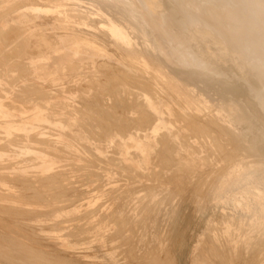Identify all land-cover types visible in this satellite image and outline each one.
I'll return each instance as SVG.
<instances>
[{
    "label": "rangeland",
    "instance_id": "374dc122",
    "mask_svg": "<svg viewBox=\"0 0 264 264\" xmlns=\"http://www.w3.org/2000/svg\"><path fill=\"white\" fill-rule=\"evenodd\" d=\"M9 1L15 2V0H9ZM13 5H15V6H13ZM13 5L11 4V6H13V7L10 6L9 8L7 7L5 9L6 11H8L7 9L13 10V12L8 11L7 14H9L11 12L10 15H7L5 13L0 14V17H1L0 18V34H1L0 35L1 36L0 40L1 41L3 40L2 42L0 41V44H1L0 47L2 46V48H0V50L3 49L1 51V53H3V54L0 53V56H2V57H0V65L2 67V68L0 67L1 68L0 69V73H1V76H0V97H1L0 98V117H1L0 118V122H2V123H0V131H1L0 132V135H1L0 136V144L2 145V142H3V144H4V142L6 144V145L4 144L2 146L0 145L2 147V148H0V150H1L0 151V167L5 166V167L0 168V198H1L0 199V208H2L1 210H3L5 212L4 214H2L3 211L0 210L1 211L0 212V235L3 236L2 239L6 238V240L5 239L2 240L0 238L1 239L0 240V246H3V247L6 246L5 244H7V243L9 244L10 240H11L12 243H14L17 246V239H19V240H21L23 242H26V246H28L30 248L35 246L34 248H36V247L39 248L40 247L41 250L44 249L42 251H43V253H45L44 255H46V256H48L50 252H51L50 255H49L50 257L55 255V257L54 256L51 257L52 259H50V258L48 259L49 256L47 258H45L48 263H51L50 262L51 260L55 262V260H57V258L58 259L60 258L59 259L60 263L59 262L58 263H54L53 262L51 264H63V262H62L63 260H64V264H199V263L200 264H204V262H205V264H212L213 262H214L213 264H223V263L224 264H226V263L227 264H232V263H234V264L235 263L236 264H252V263L255 264L256 261H257L256 264H264V257H263L264 255L261 254L262 252L264 253V250H263L264 249V224L262 226L261 218H260V215L263 214V213H262V211H260L259 207L255 204V196H254V192H253L256 188L259 187L258 189H261L262 194H263L264 193V181L261 180L259 175L253 174V177H252L251 180L243 181V182L236 181V183H234V184L226 187L225 189H223V187L220 186V182L221 181L220 180L219 181L216 180L219 177V175L225 173V171H226L228 166H230L231 164L233 165V163H235V162H238L239 161L238 159L242 160V158H245L246 154H248V153L251 154V152H252L251 155H247V156L250 157L251 159H256L255 152H254V150L249 152V150H247V149H246V151L245 150L243 151V147H242V145H240L241 141H239V139H237L236 137H231V136L230 137H226L228 135H231V134H228L230 132H228V131L225 132V130L222 131L223 130L222 128L221 129L220 128H216L218 126L213 125V123L211 125V123L209 121H207L206 119H195V121H194V119L192 120L190 118H188V119H184L183 118L182 119V118H180V116L177 117V114L175 112L173 113V107H176L178 103L181 104L182 106L185 104V102L186 103L189 102L190 105H195V103H196L195 99L197 98V96L196 95L193 96L191 94V91L188 88L190 86H193V84H192L193 82L190 80V78L187 77L184 74H179V73H176V72H174L172 70H165L163 64H161L159 62H155L151 56L146 55V54H144L142 52H139V51H133L132 52V51L124 50V49L120 48L116 43L114 45H112V50L113 51L107 52L106 54L105 53L101 54V52L99 54V52H96V51H94L92 49L91 50H85V48H84L85 44L84 43L82 44L83 46L81 48H79L78 51H77V49L75 47L72 48V45H74L73 42H76V41H77V43H78V41L81 42V39L84 36H86V37L91 36V33L87 32L84 29H81V28H78V27H74V26L73 27H71V26L69 27L68 25H66V26L63 25V26H60V27L58 26L57 27L60 30H63L64 32L67 29V31L65 32L66 34H65L64 38L62 39L59 47L56 48L57 50H60L61 52H59V51L56 52L57 50L55 49V51H54L55 53H54L53 50H51V49L49 50L48 47H46L47 46V42L45 40V39H47L46 36H41L40 38L36 39L37 42L36 41L35 42L34 41L30 42L29 43L30 45L28 43L25 44V42H24V44L23 43L21 44V42L24 41L23 39L18 38V36H15L16 34H14V33H13V35H14L13 37H15V38L13 39L12 33L10 35V33H8V32L11 31V29L9 30V27H10V24L13 23V19L15 18L16 20H21L23 18L22 16L24 15L23 13H25V11L23 12V10H19V11L15 10L14 7H16V8L19 7L18 3H15V4L13 3ZM12 13L14 15L16 14L15 17L12 15ZM9 22H10V24H9ZM62 28H64V29H62ZM3 30L6 31V32H2ZM77 31H78V33H77ZM79 31H80V33H79ZM69 32H71V33H69ZM5 33H7V35ZM77 34L81 35V36L78 37ZM72 35H73V37H72ZM82 35H83V37H82ZM7 36H10L11 39H10V37H8L10 40L6 39ZM69 37H70V40H68ZM4 39H6V40H4ZM38 40L40 42L41 41H43V42L40 43ZM71 40H73V41H71ZM18 41H19V44L21 46L18 45ZM47 41H48V39H47ZM4 42L5 43L8 42V43H6L7 45ZM15 42H16V44H15ZM13 43L15 44L16 47L13 46L14 45ZM42 43L44 44L45 47L43 45H41ZM70 44H72V45H70ZM26 45L30 46V47H26ZM10 46H13V48H15V49H13V48L10 49L11 48ZM17 46H19V47H17ZM38 46L39 47L42 46V48L40 49V48H38ZM8 47H10V48H8ZM116 47H117V49H116ZM44 48H47V49H44ZM4 49H5V52L6 53L8 52L9 54L7 53V55H4V53H5ZM43 50H46V51H43ZM72 51H74L75 53L72 52ZM114 51H115V53H114ZM82 52H83V54H82ZM116 52H118V54ZM24 53L34 54V55L37 56V59L34 62L36 66H39V64H42L46 60L44 69L42 71L40 70L38 72L39 77L46 79L48 77L50 78V76H51V77H54L56 80H58L60 82L63 80L62 81L63 83H61V85H60V89L63 92L65 91L64 93L72 95V96H75V93L77 91L78 92H82L83 94H87V90H90L92 92H95V90H97V89L100 90V88L98 87V83H96L94 78H91L90 76L93 77L96 74L97 75L102 74L103 71L98 70L99 68L97 67V64H96V67L93 70H91V71H89L87 69L84 70V67H82L81 64L85 63V61L87 62V61L94 60L95 62L98 63L99 60H100V62H104V61L106 62L107 61V62L117 63L118 62V56H121V55L126 56V57H133V58H136L137 60H139L142 57H144L147 61H149L148 63L152 65V66L149 65L152 70L161 71L163 69L162 72H165V75L168 73L166 76L169 79L168 80L169 84L167 85V87L165 86V90L167 91V93H169L168 94V98L169 99H167L169 101L166 100L164 102V104H161L160 107L162 108L164 105L169 106L170 105L169 104L170 100L171 101L173 100L172 102L176 103V104L173 103L172 105H170L171 108H172L171 109L172 111L170 112V115H168L166 117V124L169 125V126H174L176 128L178 127L177 129L175 128V130H177V132H176L177 134L172 136L173 138L171 137L170 139L162 137V141L164 139V142H166V144H170L171 145V146H168L170 149L165 146V148H163L164 152L161 149L160 150L161 153L159 151L156 152V154L158 156L155 153H153L152 154V159H151V157L148 156V158H143L144 159L143 162L139 158H137L135 156L134 157L133 156L132 157L131 156L130 157L126 156L127 153L125 154V152L118 153V152H115V151L113 152V150L107 149L103 144L98 142V141H100V140H97V139H99V136L97 134H95V133L98 132V133L102 134L103 131L100 130V124H101L100 120H102L103 117H101V116L106 117L105 116L106 114H104V113H108L109 117L111 116L110 119H112L113 114L111 115V112L113 111L112 110L113 106H110L111 107V109H110L109 107H107V105L106 106L103 105L104 107H107V109L109 110L110 113L107 112L106 110H103L104 107L99 106L100 104H98V103H93V105H90L92 107V110L88 109L85 106H84L85 108L84 107H80L81 105H79V104H78L79 106H76V107H79V109L82 108L80 110H83V112L84 111H88V113H92V114H90L91 117L89 116V118L91 119V123L94 125V128H93V127H91V123L87 120L88 118L86 116H84L83 114L80 115L81 112L78 113L79 111L76 110V107H74V106H69V107L65 106V104H64L65 99L63 97H61V96L52 97V95L46 94L45 90H42L43 93H41L40 89H38L39 91L38 90L32 91V89H34L33 88L34 86L33 87H29L30 89L32 88L31 90H29V92L27 90L26 91H21V86L26 84L27 82H30V79H29L30 75L29 74H31V72L29 70L27 72L25 67L20 65V60L21 61L22 60L23 61L31 60L30 57L23 58L21 56V54H24ZM72 53L74 54V56H73ZM76 53L79 54V55H77ZM96 53H97V56L95 55ZM115 54H117V55H115ZM19 55L21 57H19ZM102 55L105 56V58L102 57ZM46 57H48V58H46ZM138 57H140V58H138ZM49 58H51V60ZM95 58H96V60H95ZM73 60L77 61L80 64L79 65V69H77L75 67L74 69L72 68V70L70 69V70L65 71V72L57 70V68H58V67H56L57 65H62V64H65L66 62L67 63H69V62L73 63L74 62ZM108 60H110V61H108ZM14 61L16 62V64H14L15 63ZM59 61H61V62H59ZM17 62H18V64H17ZM54 62H56V63H54ZM9 63L10 64L12 63L11 64L12 66ZM13 65H15L16 67L13 66ZM157 65H159V66H157ZM7 66L8 67L10 66V69H12V68L13 69L12 70H10L9 68L6 69ZM160 66H161V68L162 67L163 68L161 69ZM51 67L54 70L50 69ZM14 68H15L16 71H14ZM80 68H81V70H80ZM82 68H83L84 71L82 70ZM22 69L25 70V71H22ZM55 70H56L57 73L55 72ZM95 70L97 72H95ZM12 72H14L15 74L12 73ZM7 73H10L11 75L9 74V76H8ZM12 74H14V78H12L13 77ZM16 74H17V76H16L17 78L15 77ZM60 74H62V75L60 76ZM87 74H89V77L87 76L89 79L86 77ZM20 75H21V77H20ZM10 76H12V77L10 78ZM24 77H27L29 80L25 79ZM6 79L7 80L9 79L8 81H10V79H11L12 82H8ZM13 79H15V80L17 79V80L14 81ZM66 80L69 81V82H67ZM187 80H189V81H187ZM82 81H86V84H85V82L83 83ZM90 82H92V83H90ZM78 83H80V84H78ZM70 84L74 85L73 86L74 88H71L72 86L70 87ZM132 84L133 83H131L129 85H128V83L127 84H123L124 88L126 87V85L129 86V87L132 86L131 87L132 89H130L129 87H126V89H124L126 91V93H128L127 97H132V96H130V93H129L130 90L133 91L134 84L133 85ZM66 85L69 86L72 90L69 87H67ZM84 85H86V87ZM83 86H84V88H83ZM95 86H96V88H95ZM117 86H119V85H117ZM183 86H186V87H183ZM2 87H4V88H2ZM64 88H66V90ZM67 88L70 89V90H68ZM174 88H176V89H174ZM178 89H179V91H178ZM84 90H86V92ZM17 91L18 92L20 91V92L18 93ZM26 92H28V93H26ZM32 92H35L37 94L32 93ZM16 93H17V95H16ZM179 94H182V96L183 95H186V96H183V99H178V98H176V96L179 95ZM27 95H29V96H27ZM40 95H41V97H40ZM42 95H43V97L44 96H48V97L47 98L46 97L43 98ZM16 96L17 97L19 96V98H17ZM12 97H14V98L16 97L17 99L16 98L12 99ZM23 97H26L25 99L28 100V101H26ZM29 98H32V99H29ZM18 99H19L20 102L18 101ZM208 99L210 100V99H213V98L209 97ZM8 100H9V102H8ZM22 100H24V101L22 102ZM10 101H13V102H10ZM129 101H130V99H127V103H126V101H125V103H123V106H126V107H123V106H122L123 108L121 107L124 110V112H127L128 102ZM210 101H211V105H212L211 108H213V107L216 108L217 107L216 109L219 110V113H220L219 114V119L222 122H224L225 124H229L230 120L227 117V115L221 110L220 104L214 99L210 100ZM24 102H27V103H25L27 105H25ZM55 102H60L61 103V105H60L61 108H59L58 111L51 110V109H48V108H45V107L42 108L41 104H45V105L50 106L51 104H55ZM10 103H11V106H9ZM12 103H16V104H14L15 106L18 105V108L20 106V108L21 109L23 108V109L21 110V109H18L17 107H15L14 105L12 106ZM30 103H31V105H30ZM130 103H131V101H130ZM217 103H218V105H217ZM179 104H178V106H179ZM29 105L31 106V108H29L30 107ZM26 106H28V108ZM62 106H64L65 108H68L69 110H71L75 114H73V115L72 114L71 115L67 114V111L65 109H62ZM97 107H100V109L97 110L98 109ZM94 108H95V110H94ZM14 109L17 110V111H15ZM75 110H76V112H75ZM46 111H48V112H46ZM100 111H102L103 115H102V113H100ZM2 112H4V113H2ZM119 112H121V111H119ZM43 114L46 115V116H44ZM47 114L49 115V117H48ZM174 114H176V115H174ZM114 115H115L113 117L114 119L110 120L109 117L108 118L106 117L105 118L106 119V123H105V121H103L105 119L102 120V123H105V124L108 123L109 124V123H111V121L113 123L115 121H117V122L120 121L119 120V118L121 117L120 113L119 114L118 113L117 114L114 113ZM2 116H3V118H2ZM43 116L45 118H42ZM117 116H118V118H117ZM135 116L139 117V121L138 122H140L141 116L139 114L138 115L136 114ZM138 117L135 120V122L138 120ZM97 118H100V120L97 119ZM174 118L177 119V120H175L177 122L173 121ZM12 119H13V121H12ZM67 119H72V120L76 119L77 122H80L81 124H83V127H81V125L79 123H77V122L75 124L67 125L68 123H70V122L67 123ZM116 119H118V120H116ZM125 119L128 120V122H129V119L122 118V122L121 123L125 122L124 124H126V123L129 124L128 122H126ZM24 120H25V123H24ZM83 120H85V121H83ZM170 120H172V121H170ZM182 120L183 121L187 120V122L186 123L185 122L182 123ZM96 121H97L99 126H97ZM190 121L192 122L193 125L190 123ZM203 121H205V122H203ZM206 121L208 122L207 123L208 126L206 125ZM9 122H10V124H9ZM49 122H51L52 124L49 123ZM172 122H174V124H172ZM197 122L199 124L201 123L203 126L205 124V126H204L205 129L203 130L204 132L202 131V128H204V127L202 125H199ZM48 123H49V125H48ZM189 123L191 124L190 125L191 129L193 127L197 128L196 130L194 128L192 129L194 131V133L191 132L192 131L191 129L190 130L188 129L189 128L188 127ZM195 123H197V124H195ZM43 124L46 125L45 126L46 128L42 127V126H44ZM50 126H51V128H49ZM60 126H62V127H60ZM84 126H86L88 129H90L91 132L93 131L92 132V134H93L92 136L90 134H88L85 129L84 130L82 129V128H84ZM26 127H31V128L29 130H27ZM182 127H184V128H182ZM209 127H210V129L213 128L215 131L213 132L212 129H211V131H210V129L206 130V128H209ZM185 128H187V129H185ZM54 129L57 130V131H55ZM59 129L62 131V133H61V131ZM198 129L203 134H201ZM49 130H51L52 132L49 131ZM216 130H218V131H216ZM114 131H116V130H114ZM208 132H210V133H208ZM215 132L216 133H218V132L220 133L221 132V134L218 133L219 134L218 135ZM11 133H13V134H11ZM52 133H54V134H52ZM63 133H65V134H63ZM183 133L186 134L187 136L186 135L182 136ZM196 133H198L199 135L196 134ZM224 133H226V135ZM30 134H34V137H33V135L31 136ZM66 134L67 135L69 134V136H67ZM188 134H190V135H188ZM195 134H196V137L199 136L198 140H197L196 137H194ZM20 135H23V136L21 137ZM29 135L32 138L29 137ZM191 135H193V137H191ZM215 135H217L218 137L215 136ZM220 135L223 136V137H220ZM8 136H9V138H8ZM203 136H205V137H203ZM2 137H4V138H2ZM11 137H13V138H11ZM19 137H21V138H19ZM36 137L40 138V139L43 138V139H41L40 141L38 140L36 142V140H37V139H35ZM70 137H72V138H70ZM84 137H85V139H84ZM177 137L178 138L180 137L181 140H180V138L176 139ZM184 137H186L187 139L184 138ZM210 137H212V138H210ZM214 137H217V139L219 141L217 139H215ZM16 138L18 140H16ZM64 138H66V139H64ZM226 138H230V139H226ZM232 138L233 139L236 138V139L233 140ZM47 139H49V140H47ZM184 139H185L186 142H184ZM188 139H189V142L191 144L187 141ZM192 139L193 140L195 139V140L193 141ZM199 139L201 140V143H202V141L204 143L208 139L204 143L205 147L203 146L204 145L203 143H202L203 144L202 146L200 145L201 143H200ZM5 140H9V141H5ZM43 140L45 141L46 144L44 143ZM50 140L53 141V142H50ZM167 140H169V141H167ZM231 140H233V141H231ZM41 141H42V143H41ZM197 141L200 144L197 143ZM213 141H214V143H213ZM229 141L233 145L230 144ZM62 142H63V144H62ZM181 142H184L185 145L183 143H181ZM207 142L208 143L210 142L209 145H211L212 147L207 145ZM234 142H237L239 147L237 146L236 143L234 144ZM11 143L15 144V147H14V145H11ZM219 143L220 144L222 143V145L224 143V145H223L224 149ZM80 144H82V145H80ZM192 144H193V147L191 148V151H189V149L192 146ZM213 144H215V145H213ZM227 144H228V146H226ZM26 145H27V147H26ZM172 145H179V149H176ZM5 146H8V147L6 148ZM20 146H21V148H20ZM58 146L60 148L61 147L62 148L60 149ZM206 146H207V149H206ZM220 146L222 148H220ZM17 147H18L19 150L17 149ZM56 147H58L59 149L56 148ZM83 147H84V149H83ZM217 147L219 148V150H217ZM37 148H40L42 150L37 149ZM86 148L88 149V151H86ZM194 148L197 149V150L198 149H200V150H198V152H196L197 150L195 151ZM225 148H226V150H225ZM233 148H234V150H233ZM239 148H241V149H239ZM5 149H6V151H5ZM43 149H44V151H43ZM90 149L93 150V151H90ZM102 149H105V151L102 150ZM166 149H167V153H165ZM227 149H228V151H227ZM231 149H232V153L234 154V157H233V154H231L229 152V151H231ZM205 150H207V151H205ZM210 150H212L214 152L212 153V151H210ZM223 150H225V151H223ZM235 150H236V152L238 151L239 153H234ZM98 151L101 152L102 154L99 153ZM218 151L221 152L222 156L220 155V152L218 153ZM241 151L243 153H241ZM88 152H89L90 155L88 154ZM93 152L95 153V155H93V157H91L92 156L91 154H93ZM170 152H171V154H170ZM210 152L212 153L211 155H210ZM223 152H225V153L227 152V153L225 154ZM245 152H246V154H245ZM202 153H204V154L202 155ZM222 153L225 156H223ZM54 154H56V156ZM205 154L210 155L212 158L210 156L205 155ZM236 154H239V155L237 156ZM242 154H244V155H242ZM21 155L22 156L24 155L23 158H22ZM59 155H60V157H57ZM160 155H161V157H160ZM169 155H172V157L169 156ZM198 155L202 158V159L199 158L201 160L197 159ZM216 155H217L218 159H215ZM226 155L227 156L229 155L228 159H226V157H227ZM252 155L255 156V157H253ZM26 156H27L28 159H26ZM28 156H31V157H28ZM204 156L205 157L207 156V157L205 158ZM1 157L2 158L4 157L5 159L3 158V160H2ZM96 157H97V159H96ZM113 157H116L117 159H114ZM232 157H233V162L231 161ZM81 158H84L85 160L81 159ZM99 158H101V160ZM107 158H108V161H107ZM109 158L112 159L111 160L112 162L110 161ZM157 158L159 160H157ZM49 159L51 161H49ZM162 159H164V160H162ZM167 159H169V160H167ZM224 159H226L225 161L226 162L228 161L229 164L225 163ZM17 160H18V162H17ZM88 160H90V161H88ZM98 160H100V161H98ZM103 160H105V161H103ZM175 160L178 161V162H175ZM12 161H13V163H12ZM158 161H160V162H158ZM205 161H207V163ZM14 162H16V163L14 164ZM62 162H64V163H62ZM71 162H73V163H71ZM95 162H96V164H95ZM173 162L176 163V164H172ZM42 163H43L44 166L42 165ZM77 163L79 165H77ZM152 163L156 164V165L153 166ZM86 164H91L92 166L91 165H86ZM106 164H108V165H106ZM161 164H163V165L161 166ZM193 164H195V165H193ZM215 164L218 165V166H216ZM157 165L160 166V169H159V166H157ZM171 165H173V166H171ZM186 165L188 166V168H187ZM221 165H224V166H221ZM128 166L130 167V169H129ZM142 166H143V168H142ZM149 166H151V168ZM152 166H153V170L155 168V171H157V172L153 171L154 173H152V171H151V172L147 173L149 170L152 169ZM193 166H195V167H193ZM211 166H213V168ZM52 167H55V168H52ZM168 167L169 168L173 167V168H172V170H170L171 168L169 169ZM189 167H191L193 169H191ZM218 167L220 168V171H219ZM179 168H180V170H179ZM181 168H182V170H181ZM222 168H224L225 171H224V169L222 171ZM139 169H140V171H139ZM188 169L189 170L191 169L192 172H191V170L189 171ZM49 170H50V172H49ZM135 170L137 171V173H139L142 176H138L139 174L136 175L137 173H136ZM175 170H177L178 172L175 171ZM212 170H213V172H212ZM130 171H131V173H130ZM162 171H164V173ZM196 171H198V172H196ZM206 171H209V172H207L209 174H207ZM214 171H215L217 177L216 176L213 177L212 174L215 175ZM145 172H146V174H145ZM160 172L163 173V174H161ZM169 172H171V173L169 174ZM189 172H190V174H188ZM117 173H119V174H117ZM151 173L154 174V176ZM157 173L159 175L158 177H157ZM16 174L18 176H16ZM20 174H21V176H19ZM22 174H23L24 177L22 176ZM122 174H123V176H122ZM124 174H127V175H124ZM143 174H144V176H143ZM148 175L149 176L151 175L150 176L151 178ZM194 175H195V177H194ZM203 175H205L206 177L203 176ZM51 176H52V178H49ZM61 176H63V177H61ZM166 176H168L170 179L167 177V180H166ZM177 176L179 178H177ZM3 177H6V178H3ZM46 177L49 178V179L47 180ZM129 177H131V178H129ZM132 177L134 179H132ZM135 177L137 179H135ZM146 177H147V179H145ZM148 177H149V180H148ZM12 178H14V179H12ZM26 178L28 179V181L26 180ZM44 178H46L45 179L46 182L44 181ZM16 179L17 180L19 179V181H17ZM23 179H24V181H21ZM38 179L39 180L41 179L43 181L40 180V182H39ZM53 179L54 180L56 179L55 180L56 182ZM89 179H90V181H89ZM138 179L141 180V181H138ZM155 179H158L159 182H158V180L155 181ZM199 179L201 180L200 182H199ZM202 179L204 180L203 183H202ZM50 180H51V182H49ZM68 180H69L70 183L71 182L72 183L69 184ZM86 180H87V182H86ZM131 180L132 181L137 180V181L131 182ZM146 180H148V181L145 184ZM149 181L150 182L152 181V183H149ZM209 181H210L211 184L209 183ZM19 182H20V184H19ZM24 182H25V184H24ZM27 182H29L30 184L27 183ZM41 182H44L45 184L41 183ZM214 182H216V184ZM59 183L61 184V185H59V186H61L60 188H59V186H57V188H55L56 186H52V185H58ZM142 183H144L145 186ZM174 183H176L177 186ZM188 183H191L192 185L189 187L190 184H188ZM196 183H198V184L200 183L199 185L201 187L197 186ZM253 183H255V184H253ZM26 184L31 185L32 188H31V186L26 185ZM41 184H43L44 186L41 185ZM45 185H47V186H45ZM148 185H149V187H148ZM33 186H34V188H33ZM71 186H72V188L74 187L75 189L74 188L72 189ZM136 186H138V187H136ZM152 186L155 188V190L153 189ZM192 186H194V187H192ZM49 187L50 188L53 187L54 190L52 188L50 189ZM130 187L132 188L133 191L131 190ZM142 187H143V189H142ZM191 187L192 188H196L197 187L196 188L197 193L194 192L195 189H193V192H192ZM203 187H205V189H206V190L204 189L205 192L203 190ZM201 188H202L203 192L201 191ZM22 189L24 190L23 192H22ZM148 189L149 190L151 189V190L149 191ZM198 189H200V190H198ZM247 189H251L252 192L249 193L247 191ZM25 190H28V191H25ZM39 191L40 192L42 191L43 193L41 192V194H39V195L38 194L36 195L34 193V192L38 193ZM47 191L49 192V194H48ZM147 191H148V193H151L152 191H157L159 193L156 196L153 197L150 194H148ZM179 191H181V192H179ZM244 191H246V193ZM51 192L52 193L54 192V196H52L53 194ZM56 192H58L59 197H58ZM59 193L60 194L62 193L64 195L61 194V196H60ZM82 193H83V195H82ZM193 193L196 194V195L198 194V195L197 196L193 195ZM199 193H200V195H199ZM205 193H206V195H205ZM7 194L10 195L11 199L9 198V195L7 196ZM33 194H34V196H33ZM233 194H236V195L233 196ZM42 195H43V198H42V200H40ZM189 195H191V196H189ZM192 195L195 196L194 197L195 199H193ZM2 196L3 197L6 196L10 200L6 199V198H3ZM15 196L17 198H15ZM27 196H28V198H27L28 200L31 198L29 201L26 199ZM78 196H81V197H78ZM84 196L87 197V198H84ZM139 196H142V198L139 197ZM200 196H202V197H200ZM20 197H22L21 198L22 201H20ZM37 197H39L40 199H38ZM241 197L246 198L249 201V204H250L249 208L245 209L244 207H240L238 205V203H236L235 198H241ZM263 197H264V194H263ZM139 198H140V200H137ZM160 198H161V200H160ZM183 198H185V199H183ZM199 198H200V200H199ZM204 198H205V200H204ZM15 199H17L19 201H16ZM33 199H34V201H32ZM35 199H37V201H35ZM46 199H49V201L46 200ZM52 199H54V200H52ZM65 199H67L68 201L65 200ZM72 199H74V200H72ZM148 199H149V201H147ZM45 200H46V202H45ZM23 201H25V203ZM120 201H121V203H120ZM35 202H36V205H34ZM122 202L125 203V204L123 203L124 206L121 205ZM144 202H145V204H144ZM118 203H120L121 206H119ZM4 204L5 205L7 204L8 206H10L9 208H11V206L14 207V208H12L13 210H10L9 208L2 207ZM9 204H11V205H9ZM7 205H6V207H7ZM38 205L40 206V208H39ZM52 205L53 206L55 205V207H53ZM63 205H66V206H63ZM142 205L143 206L145 205V206L143 207ZM19 206H20V208H18ZM26 206H28V207H26ZM33 206H35V207H33ZM43 206H44V208L42 209ZM95 206H97V207H95ZM125 206H126V208L124 209L123 207H125ZM259 206H264V202H263V204H261ZM139 207H140V209H139ZM16 208H18L19 210L16 209ZM22 208L23 209H27V210L25 211ZM48 208L49 209H53V210L50 211V210H48ZM96 208H97V210H96ZM5 209H6V211L8 210L7 213H6ZM224 209H225V211H224ZM16 210L18 211V217L16 216L17 214H14V213H17ZM119 210H120V213H119ZM138 210H140V212ZM11 211H13L14 213L11 212ZM19 211H20V213H19ZM38 211H40L41 213H39ZM86 211H88V212H86ZM92 211H94V212H92ZM154 211H155V213H154ZM9 212H11L12 214L6 215V214H9ZM45 212H46V214H45ZM47 212H49V213L47 214ZM84 212H85V214H84ZM22 213L26 214L28 217L26 215H23ZM32 213H33L34 216L31 215ZM38 213H39V215H38ZM82 213H83V217L84 218H80V215L82 217ZM105 213H106V216H105ZM19 214L20 215L22 214L23 217H22V215L19 216ZM230 214H231V216H230ZM249 215H250V217H248ZM13 216H15V217H13ZM30 216H31V218H30ZM146 216H147V219H146ZM77 217H78V219H77ZM97 218H99V219L97 220ZM100 218H101V220H100ZM65 219H66V221H65ZM67 219H69V220H67ZM111 219L115 220V221H112ZM117 219H118V221H117ZM122 219L124 220V223H123ZM9 220H10V222H9ZM110 220H111V222H110ZM129 220H130V222H129ZM11 221H13V222L11 223ZM17 221L21 222V223L24 222V223L21 224V223H18ZM58 221H61V222H58ZM125 221H128V222H126L128 224H126ZM115 222L118 223V224H116ZM119 223L122 224V225H120ZM7 224H8V227H7ZM16 224H18V225H16ZM30 224H32V225H30ZM50 224H52L54 226H56V225H59V226L58 227L56 226L57 228L53 226L55 228V229H53ZM250 224H254V225L251 227ZM79 225H82V226L79 227ZM125 225L128 226V227H126ZM88 226H90L91 228L88 227ZM122 226H123V228H122ZM218 226H219V228H218ZM85 227L87 229H85ZM120 227L122 229H119V231H118V228H120ZM130 227H131V229H130ZM140 227H141V229H140ZM19 228H21V229H19ZM82 228H84V229H82ZM137 228H139V229H137ZM148 228H150V229H148ZM211 228H214L215 230L211 229ZM81 229H82V231H81ZM116 229H117V231H116ZM75 231H77V232H75ZM65 232L66 233L68 232V233L65 234ZM113 232L116 233L115 234L116 236L114 235ZM117 232H119V233H117ZM121 233H123V234H121ZM117 234H120L121 237H118L119 235H117ZM125 235H126V237H125ZM52 236H54V237H52ZM84 236H85L86 239L84 238ZM128 236H129V238H128L129 240L127 239ZM224 236H225L226 239L224 238ZM27 237H28V239H26ZM108 237L110 239H112V240H109ZM206 237H207V239H206ZM7 238H8V240H7ZM13 239H15V240H13ZM106 240H108V241H106ZM3 241H4V245H3ZM105 241H106V243H105ZM252 241H253V243H252ZM11 242H10L9 246L7 244V246H6V247H8L7 249L8 250L10 249L13 253L18 254L19 251L17 250L18 251L17 253L15 251V249L17 247H15V245H13ZM31 244H33L34 246L33 245L31 246ZM229 246H230V250L227 249V247L229 248ZM3 247L2 248L0 247V252L2 250V253H1L2 255H0V264H3L5 262H6L5 264H9L10 261H11L10 264H18V260H19V259H17L18 256L17 255H14V256L12 255L13 256V259H12V256L10 257L12 252L11 251L8 252L7 250H5L6 252L9 253V254L7 253V255H6V252L3 251V249H5V248H3ZM38 248H36V249H38ZM132 248H133V250H132ZM225 249H226V251L229 250V252H232L231 253L232 255L230 253H228V252H225ZM46 250L49 253H46L45 252ZM212 250H213V252H212ZM29 251H32V249L31 250L29 249ZM81 252H87V253H90V252L92 253L93 252L92 253L93 256L86 258V254L85 253H81ZM221 252L222 253H226V257L228 256L227 257V259H228L227 261L225 259L226 257L223 258L224 254H222ZM3 254H5V256H3ZM215 254H217L216 255L217 257L215 256ZM233 255H235V257ZM196 256L199 257V258L197 259ZM229 256L232 257V258L234 257L235 259H232ZM4 257L6 258L5 262H3L4 259H5ZM7 257L8 258L10 257L13 261L11 259L9 260ZM121 257H122V259H121ZM131 257H133V258H131ZM218 257H219V259H218ZM255 258H257V259H255ZM149 259H150V261H149ZM230 259L231 260H235V261L232 262ZM48 260H50V261H48ZM223 260H225L226 262L225 261L223 262ZM1 262H3V263H1ZM21 262H24V261H21ZM26 262H29V261L26 260ZM21 264H24V263H21Z\"/></svg>",
    "mask_w": 264,
    "mask_h": 264
},
{
    "label": "bare ground",
    "instance_id": "6f19581e",
    "mask_svg": "<svg viewBox=\"0 0 264 264\" xmlns=\"http://www.w3.org/2000/svg\"><path fill=\"white\" fill-rule=\"evenodd\" d=\"M13 3H18L19 7L15 8V10H23V12L25 11V13H23L24 15L22 16L23 18L21 20H16L15 18L13 19V23L10 24V27H9V30L11 29L10 32V35L12 33V37L14 36V34H16L15 36H18V38H21L23 39L21 42V44L25 42L26 43H30V42H35L36 39L40 38L41 36H46L47 39L46 42H47V46L48 49L50 50H53V52L55 51L56 48L59 47L62 39L64 38L65 36V32L67 31V29L65 30V32L63 30H60L59 28H57L58 26H63V25H68L69 27H78V28H81V29H84L86 30L87 32H90L91 33V36H84L82 35V39H81V42L77 41L76 42H73L74 45H72V48L75 47L78 51L79 48H81L83 45V43L85 44L84 45V48L85 50H94L96 52H101L102 53H107V52H110V51H113L112 50V45H114L115 43L122 49L124 50H128V51H139V52H142L146 55H149L153 58V60L155 62H159L161 64H163L164 66V69L165 70H172L176 73H179V74H184L186 75L187 77L190 78V80L193 82V86H190L188 87L189 90L191 91V94L194 96L196 95L197 98L195 99L196 100V103L195 105H190L189 102L186 103L185 102V106L179 104H177L176 107H173V113L175 112L177 114V117L180 116V118H184V119H206L207 121H209L212 125H216L218 127L216 128H222L225 132L228 131L230 133L228 134H231V135H228L226 137H236L237 139H239L240 142V145H242L243 147V151L246 149L250 151L254 150L255 152V156H256V159H251L250 157H248L247 155H251V154H246L245 158H242L241 159H238L237 161L238 162H235L233 163V165L231 164L230 166L227 167L226 171L224 168H222V171L224 169L225 173L219 175V177L216 179V180H220V186L223 187V189H225L226 187L236 183V181H240V182H243V181H248V180H251L252 177H253V174H257L259 175V177L261 178V180L264 181V0H15V2H11L9 0H1L0 1V14L2 13H5L7 14L8 11H11L13 12V10H10V9H7L8 11H6L5 9L8 7L11 6V4L13 5ZM15 6V5H13ZM11 6V7H13ZM12 9V8H11ZM6 12H5V11ZM10 12V13H11ZM15 12V11H14ZM7 14V15H10ZM17 13V12H16ZM12 15L15 17V15L12 13ZM4 16V15H3ZM19 16V15H18ZM1 18V17H0ZM21 18V17H20ZM6 19V18H5ZM4 19V20H5ZM11 21V20H10ZM8 22V21H7ZM67 26V27H68ZM7 28V27H6ZM65 28V27H64ZM62 28V29H64ZM3 29V28H2ZM71 29V28H70ZM8 30V31H9ZM74 30V29H73ZM77 30V29H76ZM72 31V30H71ZM2 32H6V31H2ZM73 32V31H72ZM71 33V32H69ZM75 33V32H74ZM78 33V31H77ZM80 33V31H79ZM84 33V32H83ZM7 35V33H5ZM76 34V33H75ZM86 34V33H85ZM1 35V34H0ZM4 35V34H3ZM9 35V34H8ZM70 35V34H69ZM78 35V34H77ZM90 35V34H89ZM5 36V35H4ZM67 36V35H66ZM81 35H78V37H80ZM1 37V36H0ZM8 37L10 36H7L6 39H9ZM73 37V35H72ZM77 37V36H76ZM15 37H13L14 39ZM17 38V37H16ZM4 39V40H6ZM11 39V37H10ZM9 39V40H10ZM66 39V38H65ZM73 39V38H72ZM77 39V38H76ZM16 40V39H15ZM68 40H70V37L68 38ZM75 40V39H74ZM1 41V40H0ZM3 41V40H2ZM1 41V42H2ZM8 41V40H7ZM19 41H18V45L19 44ZM39 41V40H38ZM65 41V40H64ZM73 41V40H71ZM37 42V41H36ZM40 42V41H39ZM43 42V41H41ZM40 42V43H41ZM70 42V41H69ZM5 43V42H4ZM8 43V42H6ZM5 43V44H6ZM45 43V42H44ZM14 44V43H13ZM16 44V42H15ZM15 44L13 46H15ZM34 44V43H33ZM69 44V43H68ZM1 45V44H0ZM7 45V44H6ZM30 45V44H29ZM37 45V44H36ZM41 45L44 46V44L42 43ZM13 46H10L8 48L12 49ZM21 46V45H20ZM5 47V46H4ZM16 47V46H15ZM19 47V46H17ZM25 47V46H24ZM26 47H30V46H27ZM45 47V46H44ZM2 48V46L0 47ZM21 48V47H20ZM38 48H42V46H38ZM15 49V48H13ZM23 49V48H22ZM27 49V48H26ZM44 49H47V48H44ZM75 49V50H76ZM117 49V47H116ZM3 49L0 50V53ZM18 50V49H17ZM32 50V49H31ZM39 50V49H38ZM57 50V49H56ZM74 50V51H75ZM83 50V49H82ZM13 51V50H12ZM26 51V50H25ZM29 51V50H28ZM41 51V50H40ZM43 51H46V50H43ZM61 52L60 50H57L56 52ZM71 51V50H70ZM72 51V52H74ZM76 51V52H77ZM120 51V50H119ZM4 52H5V49H4ZM38 52V51H37ZM121 52V51H120ZM119 52V53H120ZM8 53V52H7ZM7 53L5 52L4 55H7ZM46 53V52H45ZM55 53V52H54ZM75 53V52H74ZM79 53V52H78ZM112 53V52H111ZM115 53V51H114ZM118 54V52H116ZM123 53V52H122ZM3 54V53H1ZM9 54V53H8ZM15 54V53H14ZM19 54V53H18ZM41 54V53H40ZM73 54V53H72ZM77 54V53H76ZM83 54V52H82ZM115 54V55H117ZM125 54V53H124ZM42 55V54H41ZM52 55V54H51ZM70 55V54H69ZM79 55V54H77ZM94 55V54H93ZM97 56V53L95 54ZM121 55V54H120ZM126 55V54H125ZM128 55V54H127ZM141 55V54H140ZM21 56L23 58H28L30 57L31 60H27V61H21L20 60V65L24 66L25 69L28 70L31 72L30 75V82H27L26 84L24 85H20L21 86V91H28L31 90L29 87H33L34 89H32V91H36L38 89H40L41 93L42 90H45V93L48 94V95H52V97H56V96H61L65 99L64 101V104L65 106L69 107V106H79L81 105L80 107H87L88 109H91L92 110V107L90 105H93V103H98L100 104L99 106H102L104 107L103 105H107V107H109L111 109L110 106H113L112 108V112H111V115L113 114V117L115 116V114H119L121 115V119L119 118L120 121H115L114 123L111 121V123H106V117L108 118L109 117V114L108 113H104L106 114L104 116H101L103 117V121H105V123H102V120H100V118H97L100 120L101 124H100V130H102V134L98 133V132H94L95 134H97L99 136V139L97 140H100L98 142H100L101 144H103L107 149H110V150H113V152H125V154L127 153L126 156H135L137 158H139L142 162H143V158H148L151 157L152 159V154L156 152H160V150L162 149V151L164 152V149L165 146L168 147V146H171L170 144H166V142H164V139L162 141V137L163 138H171L172 136L176 135L177 133V130H175L176 127L174 126H169L166 124V117L168 115H170V112L172 111L171 109V106L173 103L176 104L175 102H172L170 100L169 102V106L167 105H164L162 108L160 107L161 104H164V102L169 99L168 98V94L167 91L165 90V86L167 87V85L169 84V79L167 78V74L165 75V72H162V68L160 66V69L161 71H154L150 68L148 62L144 57H142L141 59L137 60L136 58H133V57H126V56H118V62L117 63H112V62H95L94 60L92 61H85V63H82L81 66L84 67V70H93L95 67H96V64H97V67L99 68L98 70H101L103 71L102 74H99V75H94L93 77L90 76L91 78H94V80L96 81V83H98V87L100 88L95 90V92H92L90 90H87V94H83L82 92H77L75 93V96H72V95H69V94H66L64 93L61 89H60V85L61 83H63L62 81H58L56 80L54 77H51L50 78H40L39 77V74L38 72L41 70L44 69L45 67V63H46V60L42 63V64H39V66H36L35 65V60L37 59V56L34 55V54H27V53H24V54H21ZM19 55V57H21ZM74 56V54H73ZM95 56V57H96ZM130 56V55H129ZM2 57V56H0ZM5 57V56H4ZM18 57V56H17ZM53 57V56H52ZM94 57V56H93ZM102 57L105 58V56L102 55ZM101 57V58H102ZM137 57V56H136ZM48 58V57H46ZM69 58V57H68ZM99 58V57H98ZM97 58V59H98ZM100 58V59H101ZM140 58V57H138ZM147 58V57H146ZM8 59V58H7ZM51 60V58H49ZM66 59V58H65ZM81 59V58H80ZM79 59V60H80ZM93 59V58H92ZM109 59V58H108ZM43 60V59H42ZM96 60V58H95ZM150 60V59H149ZM4 61V60H3ZM66 61V60H65ZM74 61V60H73ZM83 61V60H82ZM110 61V60H108ZM151 61V60H150ZM13 62V61H12ZM15 62V61H14ZM61 62V61H59ZM80 62V61H79ZM116 62V61H115ZM6 63V62H5ZM4 63V64H5ZM56 63V62H54ZM67 63V62H66ZM62 64V65H57L56 67L58 71H68V70H72V68L74 69L75 67L77 69H79V63L77 61H74L73 63L72 62H69L67 64ZM3 64V63H2ZM10 64V63H9ZM12 64V63H11ZM10 64V65H11ZM16 64V62L14 63ZM18 64V62H17ZM51 64V63H50ZM49 64V65H50ZM6 65V64H5ZM47 65V64H46ZM12 66V65H11ZM15 66V65H13ZM18 66V65H17ZM48 66V65H47ZM78 66V67H77ZM152 66V65H151ZM159 66V65H157ZM1 67V65H0ZM16 67V66H15ZM2 68V67H1ZM0 68V69H1ZM10 69V66L6 69ZM18 68V67H17ZM21 68V67H20ZM23 68V67H22ZM54 68V67H53ZM13 69V68H12ZM10 69V70H12ZM24 69V68H23ZM22 71H25L23 70ZM52 69V67L50 68ZM158 69V68H157ZM9 70V71H10ZM54 70V69H52ZM76 70V69H75ZM81 70V68H80ZM83 70V68H82ZM83 70V71H84ZM97 70V69H96ZM95 70V72H97ZM159 70V69H158ZM14 71L15 68H14ZM21 71V72H22ZM48 71V70H47ZM49 72V71H48ZM51 72V71H50ZM56 72V70H55ZM87 72V71H86ZM93 72V71H92ZM91 72V73H92ZM11 73V72H10ZM10 73H7L8 76ZM14 73V72H12ZM19 73V72H18ZM47 73V72H46ZM57 73V72H56ZM61 73V72H60ZM81 73V72H80ZM101 73V72H100ZM6 74V75H7ZM15 74V73H14ZM14 74L13 77L10 76V78H14ZM24 74V73H23ZM27 74V73H26ZM94 74V73H93ZM170 74V73H169ZM11 75V74H10ZM58 75V74H57ZM62 74H60L61 76ZM64 75V74H63ZM73 75V74H72ZM82 75V74H81ZM0 76H1V73H0ZM17 76V74L15 75V77ZM24 76V75H23ZM22 76V77H23ZM59 76V77H60ZM76 76V75H75ZM89 77V74L86 75V77ZM175 76V75H174ZM21 77V75H20ZM27 77H24L25 79L29 80ZM87 77V78H88ZM17 78V77H16ZM69 78V77H68ZM98 78V79H97ZM170 78V77H169ZM176 78V77H175ZM83 79V78H82ZM89 79V78H88ZM87 79V80H88ZM179 79V78H178ZM7 80V79H6ZM9 80V79H8ZM7 80V81H8ZM14 81H16L15 79H13ZM72 80V79H71ZM70 80V81H71ZM86 80V81H87ZM174 80V79H173ZM67 81V80H66ZM86 81H82L83 83L85 82L86 84ZM89 81V80H88ZM92 81V80H91ZM189 81V80H187ZM8 82H12V80L10 79V81ZM69 82V81H67ZM80 82V81H79ZM93 82V81H92ZM90 82V83H92ZM173 82V81H172ZM7 83V82H6ZM131 84L133 83L134 84V87H133V91L130 90L129 93H130V96L132 97H127V94L126 91L124 89H126V87H129L126 85V87L124 88V85L123 84ZM177 83V82H176ZM189 83V82H188ZM10 84V83H9ZM75 84V83H74ZM80 84V83H78ZM119 86H117V85ZM132 84V85H133ZM184 84V83H183ZM187 84V83H186ZM4 85V84H3ZM116 85V86H115ZM178 85V84H177ZM176 85V86H177ZM67 86V85H66ZM72 86V87H71ZM74 85L70 84V87L71 88H74L73 87ZM86 87V85H84ZM83 86V88H84ZM90 86V85H89ZM179 86V85H178ZM177 86V87H178ZM6 87V86H5ZM69 87V86H67ZM69 87V88H70ZM82 87V86H81ZM80 87V88H81ZM132 86H130L129 88H131ZM176 87V88H177ZM183 87H186V86H183ZM4 88V87H2ZM70 88V89H71ZM96 88V86H95ZM94 88V89H95ZM174 88V89H176ZM182 88V87H181ZM18 89V88H17ZM66 90V88H64ZM68 89V88H67ZM68 89V90H70ZM79 89V88H78ZM88 89V88H87ZM135 89V90H134ZM167 89V88H166ZM184 89V88H183ZM187 89V88H186ZM72 90V89H71ZM75 90V89H74ZM39 91V90H38ZM37 91V92H38ZM86 92V90H84ZM169 91V90H168ZM179 91V89H178ZM187 91V90H186ZM185 91V92H186ZM16 92V91H15ZM18 92V91H17ZM20 92V91H19ZM18 92V93H19ZM26 92V93H28ZM67 92V91H66ZM74 92V91H73ZM89 92V93H88ZM128 92V91H127ZM176 92V91H175ZM23 93V92H22ZM32 93H35V92H32ZM31 93V94H32ZM180 93V92H179ZM15 94V93H14ZM13 94V95H14ZM37 94V93H35ZM174 94V93H173ZM177 94V93H176ZM175 94V95H176ZM187 94V93H186ZM3 95V94H2ZM1 95V96H2ZM17 95V93H16ZM26 95V94H25ZM30 95V94H29ZM27 95V96H29ZM44 95V94H43ZM42 95V97H43ZM188 95V94H187ZM23 96V95H22ZM38 96V95H37ZM183 96H186V95H183ZM183 96L182 94H179L176 96V98L178 99H183ZM190 96V95H189ZM3 97V96H2ZM17 97V96H16ZM15 97V98H16ZM41 97V95H40ZM39 97V98H40ZM47 98L48 96H44L43 98ZM213 98L214 100H216L220 106H221V110L227 115V117L229 118L230 120V123L229 124H225L224 122H222L220 119H219V110L216 109V108H211V101L210 100H213V99H208V98ZM1 98V97H0ZM14 97H12L13 99ZM14 98V99H15ZM19 98V96L17 97ZM16 98V99H17ZM24 99L26 97H23ZM34 98V97H33ZM37 98V97H36ZM185 98V97H184ZM29 99H32V98H29ZM127 99H130V101L128 102V108H127V112H124V110L122 109L123 107H126V106H123V103H127ZM189 99V98H188ZM187 99V100H188ZM26 100V99H25ZM38 100V99H37ZM56 100V99H55ZM176 100V99H175ZM19 101V99H18ZM24 100H22L23 102ZM28 101V100H26ZM169 101V100H167ZM179 101V100H178ZM193 101V100H192ZM191 101V102H192ZM7 102V101H6ZM5 102V103H6ZM9 102V100H8ZM10 102H13V101H10ZM15 102V101H14ZM20 102V101H19ZM21 102V103H22ZM39 102V101H38ZM18 103V102H17ZM27 103V102H24V104ZM32 103V102H31ZM30 103V105H31ZM184 103V102H183ZM217 103V105H218ZM16 104V103H12V106ZM23 104V105H24ZM41 104V103H40ZM79 104V105H78ZM5 105V104H4ZM27 105V104H25ZM29 105V106H30ZM42 105V108H48V109H51V110H55V111H58L61 105L60 102H55V104H51L50 106L48 105H45V104H41ZM40 105V106H41ZM214 105V104H213ZM3 106V105H2ZM7 106V105H6ZM11 106V103L10 105ZM15 106V105H14ZM22 106V105H21ZM38 106V105H37ZM95 106V105H94ZM93 106V107H94ZM97 106V105H96ZM123 106V107H122ZM216 106V105H215ZM18 108V105L15 106ZM28 108V106H26ZM50 107V108H49ZM84 107V108H85ZM107 107H104L103 110H106L107 112H109V110L107 109ZM122 107V108H121ZM219 107V106H218ZM31 108V106L29 107ZM40 108V107H39ZM86 108V109H87ZM99 110L100 107H97ZM121 108V109H120ZM18 109H21L20 106ZM23 109V108H22ZM21 109V110H22ZM62 109H65L67 111V114H75L74 112H72L71 110H69L68 108H65L64 106H62ZM82 109V108H80ZM79 107H76V110H78L81 114H83L84 116H86L88 119V121L91 123V119L89 118L90 114L92 113H88V111H84L83 110H80ZM85 109V110H86ZM87 109V110H88ZM120 109V110H119ZM15 110V109H14ZM29 110V109H28ZM73 110V109H72ZM75 110V112H76ZM95 110V108H94ZM96 110V111H97ZM17 111V110H15ZM20 111V110H19ZM90 111V110H89ZM121 111V112H119ZM27 112V111H26ZM48 112V111H46ZM92 112V111H91ZM95 112V111H94ZM4 113V112H2ZM100 113H102V111H100ZM110 113V112H109ZM41 114V113H40ZM139 114L141 116V120L140 122L139 121V117L138 116H135V115ZM174 114V115H176ZM44 115V114H43ZM48 115V114H47ZM96 115V114H95ZM103 115V113H102ZM40 116V115H39ZM38 116V117H39ZM42 116V115H41ZM46 116V115H44ZM42 117V118H45V117ZM94 116V115H93ZM97 116V115H96ZM123 116V117H122ZM173 116V115H172ZM49 117V115H48ZM47 117V118H48ZM91 117V116H90ZM98 117V116H97ZM111 117V116H110ZM109 117V119H110ZM112 117V119H114ZM138 117V120L135 122V120L137 119ZM170 117V116H169ZM174 117V116H173ZM172 117V118H173ZM1 118V117H0ZM3 118V116H2ZM12 118V117H11ZM116 118V117H115ZM118 118V116H117ZM122 118H127L129 119V122L128 120H126V122H128L129 124H124V123H121L122 122ZM176 118V117H175ZM177 120V119H175ZM96 119V118H95ZM94 119V120H95ZM110 119V120H112ZM4 120V119H3ZM2 120V121H3ZM6 120V119H5ZM33 120V119H32ZM57 120V119H56ZM118 120V119H116ZM13 121V119H12ZM17 121V120H16ZM31 121V120H30ZM85 121V120H83ZM109 121V120H108ZM172 121V120H170ZM180 121V120H179ZM198 121V120H197ZM206 121V125H207V122ZM29 122V121H28ZM27 122V123H28ZM45 122V121H44ZM53 122V121H52ZM70 122V123H68ZM77 122L76 119H67V125H71V124H75ZM99 122V123H100ZM169 122V121H168ZM177 122V121H175ZM186 123L187 120L183 121L182 120V123ZM205 122V121H203ZM202 122V123H203ZM2 123V122H0ZM13 123V122H12ZM24 123H25V120H24ZM33 123V122H32ZM31 123V124H32ZM42 123V122H41ZM51 123V122H49ZM48 123V125H49ZM57 123V122H56ZM81 125V127H83V124H81L80 122H77ZM118 123V124H117ZM190 123L192 124V122L190 121ZM188 124L189 126V130L191 129L190 128V125L191 124ZM198 123V122H197ZM195 123V124H197ZM10 124V122H9ZM52 124V123H51ZM63 124V123H62ZM96 124L97 126L98 123L96 121ZM172 124H174V122H172ZM171 124V125H172ZM176 124V123H175ZM179 124V123H178ZM181 124V123H180ZM199 124V123H198ZM13 125V124H12ZM23 125V124H22ZM33 125V124H32ZM40 125V124H39ZM44 125V124H43ZM79 125V126H80ZM89 125V124H88ZM185 125V124H184ZM187 125V124H186ZM193 125V124H192ZM199 125H202L201 123ZM9 126V125H8ZM46 125L42 126V127H45ZM183 126V125H182ZM195 126V125H194ZM203 126V125H202ZM205 126V124H204ZM203 126V127H204ZM208 126V125H207ZM210 126V125H209ZM32 127V126H31ZM31 127H26L27 130H29ZM40 127V126H39ZM62 127V126H60ZM91 127L94 128V125L91 123ZM193 127V126H192ZM213 127V126H212ZM46 128V127H45ZM48 128V127H47ZM51 128V126L49 127ZM54 128V127H53ZM90 128V127H89ZM178 128V127H177ZM176 128V129H177ZM184 128V127H182ZM185 128V129H187ZM194 128V127H193ZM192 128V129H193ZM215 128V129H216ZM4 129V128H3ZM38 129V128H37ZM62 129V128H61ZM83 130L85 129L86 132L88 134H90L91 136L93 135L91 130L88 129L86 126H84V128H82ZM191 129V130H192ZM195 130L197 128H194ZM205 129L202 128V131ZM207 129H210L209 128H206ZM213 130V132L215 131L213 128H211ZM210 129V131H211ZM219 129V130H220ZM9 130V129H8ZM41 130V129H40ZM55 130V129H54ZM60 130V129H59ZM68 130V129H67ZM71 130V129H70ZM69 130V131H70ZM93 130V129H92ZM116 130V131H114ZM183 130V129H182ZM199 130V129H198ZM51 131V130H49ZM57 131V130H55ZM61 131V130H60ZM68 131V132H69ZM184 131V130H183ZM218 131V130H216ZM1 132V131H0ZM3 132V131H2ZM52 132V131H51ZM191 132L194 133V131L192 130ZM197 132V131H196ZM199 132L201 133V131L199 130ZM204 132V131H203ZM62 133V131H61ZM72 133V132H71ZM210 133V132H208ZM216 133V132H215ZM219 133V132H218ZM216 133V134H218ZM223 133V132H222ZM9 134V133H8ZM7 134V135H8ZM13 134V133H11ZM25 134V133H24ZM36 134V133H35ZM54 134V133H52ZM65 134V133H63ZM198 134V133H196ZM196 134L194 137H196ZM203 134V133H201ZM200 134V135H201ZM221 134V132L219 133ZM218 134V135H219ZM226 135V133H224ZM15 135V134H14ZM26 135V134H25ZM31 136L33 135L34 137V134H30ZM29 135V137H31ZM37 135V134H36ZM42 135V134H41ZM67 135V134H66ZM71 135V134H70ZM183 135H186V134H182ZM190 135V134H188ZM194 135V134H193ZM193 135H191V137H193ZM199 135V134H198ZM211 135V134H210ZM1 136V135H0ZM21 137L23 135H20ZM69 136V134L67 135ZM88 136V135H87ZM90 136V137H91ZM187 136V135H186ZM209 136V135H208ZM213 136V135H212ZM217 136V135H215ZM19 137V138H21ZM49 137V136H48ZM198 137L197 136V140H198ZM205 137V136H203ZM218 137V136H217ZM217 137H214L215 139H217ZM220 137H223L220 135ZM4 138V137H2ZM9 138V136H8ZM13 138V137H11ZM18 138V137H17ZM16 138V140H18ZM32 138V137H31ZM30 138V139H31ZM72 138V137H70ZM87 138V137H86ZM97 138V137H96ZM95 138V139H96ZM173 138V137H172ZM180 138V137H179ZM178 137L176 139H179ZM186 138V137H184ZM212 138V137H210ZM213 138V139H214ZM234 138V139H236ZM34 139V138H33ZM37 139L36 142L43 138H35ZM66 139V138H64ZM75 139V138H74ZM85 139V137H84ZM183 139V138H182ZM187 139V138H186ZM212 139V140H213ZM226 139H230V138H226ZM233 139V138H232ZM233 139V140H234ZM15 140V139H14ZM49 140V139H47ZM46 140V141H47ZM52 140V139H51ZM50 142H53L51 141ZM68 140V139H67ZM181 140V138H180ZM193 140V139H192ZM195 140V139H194ZM193 140V141H194ZM203 140V139H202ZM206 140V139H205ZM204 140V141H205ZM208 140V139H207ZM206 140V141H207ZM211 140V139H210ZM218 140V139H217ZM224 140V139H223ZM231 140V141H233ZM5 141H9V140H5ZM32 141V140H31ZM44 141V140H43ZM169 141V140H167ZM177 141V140H176ZM175 141V142H176ZM183 141V140H182ZM189 142V139L187 140ZM200 143H201V140L199 139ZM205 141V142H206ZM215 141V140H214ZM213 141V143H214ZM219 141V140H218ZM236 141V140H235ZM16 142V141H15ZM61 142V141H60ZM172 142V141H171ZM184 142L185 139H184ZM184 142H181L185 145ZM192 142V141H191ZM196 142V141H195ZM204 142V143H205ZM211 142V141H210ZM210 142L208 143L207 142V145L210 144ZM238 142V141H237ZM237 142H234V144ZM7 143V142H6ZM21 143V142H20ZM42 143V141H41ZM40 143V144H41ZM45 143V141H44ZM174 143V142H173ZM177 143V142H176ZM190 143V142H189ZM193 143V142H192ZM197 143H199L197 141ZM199 143V144H200ZM203 143V141H202ZM200 144L201 146L204 144ZM230 143V141H229ZM228 143V144H229ZM5 144V142H4ZM3 142H2V145H4ZM26 144V143H25ZM24 144V145H25ZM46 144V143H45ZM52 144V143H51ZM63 144V142H62ZM180 144V143H179ZM187 144V143H186ZM191 144V143H190ZM198 144V145H199ZM220 144V143H219ZM226 144V143H225ZM228 144L226 146H228ZM232 144V143H230ZM1 145V144H0ZM1 145V146H2ZM6 145V144H5ZM11 145H14L15 147V144L11 143ZM19 145V144H18ZM53 145V144H52ZM65 145V144H64ZM79 145V144H78ZM82 145V144H80ZM215 145V144H213ZM217 145V144H216ZM223 149H224V143L222 145V143L220 144ZM233 145V144H232ZM0 146V148H2ZM23 146V145H22ZM29 146V145H28ZM70 146V145H69ZM68 146V147H69ZM85 146V145H84ZM87 146V145H86ZM91 146V145H90ZM173 147H175L176 149H179V145H172ZM196 146V145H195ZM205 147V144L203 145ZM211 146V145H209ZM220 146V148H222ZM238 146V144H237ZM6 148L8 146H5ZM24 147V146H23ZM27 147V145H26ZM34 147V146H33ZM59 147V146H58ZM56 147V148H58ZM81 147V146H80ZM183 147V146H182ZM193 147V144L192 146L190 147L189 151H191V148ZM197 147V146H196ZM195 147V148H196ZM200 147V146H199ZM212 147V146H211ZM214 147V146H213ZM219 147V146H218ZM217 147V150H219V148ZM239 147V146H238ZM241 147V146H240ZM21 148V146H20ZM35 148V147H34ZM60 148V147H59ZM58 148V149H59ZM62 148V147H61ZM60 148V149H61ZM64 148V147H63ZM78 148V147H77ZM88 148V147H87ZM86 148V151H88V149ZM104 148V147H103ZM169 148V147H168ZM194 148V149H195ZM215 148V147H214ZM235 148V147H234ZM233 148V150H234ZM18 149V147H17ZM25 149V148H24ZM37 149H40V148H37ZM84 149V147H83ZM94 149V148H93ZM101 149V148H100ZM170 149V148H169ZM175 149V150H176ZM206 149H207V146H206ZM213 149V148H212ZM236 149V148H235ZM241 149V148H239ZM19 150V149H18ZM32 150V149H31ZM42 150V149H40ZM64 150V149H63ZM75 150V149H74ZM98 150V149H97ZM105 151V149H102ZM101 150V151H102ZM193 150V149H192ZM197 149H195L196 151ZM200 150V149H198ZM198 150L196 152H198ZM226 150V148H225ZM223 150V151H225ZM1 151V150H0ZM6 151V149H5ZM14 151V150H13ZM16 151V150H15ZM44 151V149H43ZM90 151H93L90 149ZM107 151V150H106ZM109 151V150H108ZM169 151V150H168ZM174 151V150H173ZM207 151V150H205ZM212 151V150H210ZM228 151V149H227ZM10 152V151H9ZM12 152V151H11ZM28 152V151H27ZM34 152V151H33ZM66 152V151H65ZM99 152V151H98ZM172 152V151H171ZM170 152V154H171ZM214 151H212L213 153ZM220 151H218L219 153ZM231 154L232 153V149L231 151H229ZM228 152V153H229ZM3 153V152H2ZM8 153V152H7ZM14 153V152H13ZM26 153V152H25ZM48 153V152H47ZM91 153V152H90ZM101 153V152H99ZM109 153V152H108ZM112 153V152H111ZM161 153V152H160ZM167 153V149H166V152ZM178 153V152H177ZM209 153V152H208ZM210 152V155L212 154ZM225 153V152H223ZM222 153V154H223ZM227 153V152H226ZM225 153V154H226ZM234 153H239L238 151L236 152V150L234 151ZM241 153H243L241 151ZM5 154V153H4ZM11 154V153H10ZM9 154V155H10ZM17 154V153H16ZM24 154V153H23ZM49 154V153H48ZM52 154V153H51ZM63 154V153H62ZM89 154V152H88ZM98 154V153H97ZM102 154V153H101ZM115 154V153H114ZM163 154V153H162ZM189 154V153H188ZM204 153H202L203 155ZM30 155V154H29ZM33 155V154H32ZM31 155V156H32ZM56 156V154H54ZM80 155V154H79ZM78 155V156H79ZM90 155V154H89ZM93 157V155H95V153L93 152V154H91ZM99 155V154H98ZM97 155V156H98ZM157 155V154H156ZM207 156H210L208 154H205ZM220 155H221V152H220ZM219 155V156H220ZM237 156L239 154H236ZM244 155V154H242ZM22 156V155H21ZM24 156V155H23ZM22 156V158H23ZM31 156H28V157H31ZM38 156V155H37ZM36 156V157H37ZM50 156V155H49ZM100 156V155H99ZM98 156V157H99ZM119 156V155H118ZM158 156V155H157ZM164 156V155H163ZM172 157V155H169ZM168 156V157H169ZM194 156V155H193ZM206 156V157H207ZM222 156V155H221ZM223 156H225L223 154ZM227 156V155H226ZM236 156V157H237ZM253 156V155H252ZM251 156V157H252ZM253 156V157H255ZM14 157V156H13ZM41 157V156H40ZM57 157H60L57 156ZM81 157V156H80ZM84 157V156H83ZM104 157V156H103ZM107 157V156H106ZM161 157V155H160ZM167 157V156H166ZM205 157V156H204ZM205 157V158H206ZM211 157V156H210ZM229 155L226 157V159H228ZM233 157H234V154H233ZM233 157L231 158L232 162H233ZM2 158V157H1ZM4 158V157H3ZM2 158V160H3ZM7 158V157H6ZM33 158V157H32ZM66 158V157H65ZM114 159H117L116 157H113ZM201 158L199 155H198V158L199 159ZM212 158V157H211ZM225 158V157H224ZM238 158V157H237ZM240 158V157H239ZM249 158V159H248ZM5 159V158H4ZM10 159V158H9ZM12 159V158H11ZM15 159V158H14ZM26 159L27 156H26ZM25 159V160H26ZM47 159V158H46ZM81 159H84V158H81ZM89 159V158H88ZM97 159V157H96ZM101 160V158H99ZM104 159V158H103ZM110 159V158H109ZM119 159V158H118ZM134 159V158H133ZM202 159V158H201ZM199 159V160H201ZM204 159V158H203ZM215 159H218L217 155H216V158ZM223 159V158H222ZM224 159V161L226 160ZM8 160V159H7ZM6 160V161H7ZM16 160V159H15ZM20 160V159H19ZM22 160V159H21ZM41 160V159H40ZM45 160V159H44ZM85 160V159H84ZM94 160V159H93ZM92 160V161H93ZM98 160V161H100ZM112 159H110L111 161ZM120 160V159H119ZM150 160V159H149ZM157 160H159L157 158ZM164 160V159H162ZM169 160V159H167ZM174 160V159H173ZM212 160V159H211ZM230 160V159H229ZM236 160V159H235ZM241 160V161H240ZM49 161H51L49 159ZM54 161V160H53ZM90 161V160H88ZM87 161V162H88ZM105 161V160H103ZM107 161H108V158H107ZM114 161V160H113ZM153 161V160H152ZM161 161V160H160ZM158 161V162H160ZM8 162V161H7ZM18 162V160H17ZM26 162V161H25ZM33 162V161H32ZM69 162V161H68ZM94 162V161H93ZM102 162V161H101ZM112 162V161H111ZM135 162V161H134ZM138 162V161H137ZM155 162V161H154ZM163 162V161H162ZM175 162H178L175 160ZM207 163V161H205ZM214 162V161H213ZM219 162V161H218ZM13 163V161H12ZM16 162H14L15 164ZM45 163V162H44ZM48 163V162H47ZM64 163V162H62ZM73 163V162H71ZM105 163V162H104ZM110 163V162H109ZM151 163V162H150ZM165 163V162H164ZM200 163V162H199ZM209 163V162H208ZM221 163V162H220ZM219 163V164H220ZM224 163V162H223ZM225 163L229 164L228 161ZM224 163V164H225ZM231 163V162H230ZM3 164V163H2ZM7 164V163H6ZM9 164V163H8ZM11 164V163H10ZM34 164V163H33ZM67 164V163H66ZM70 164V163H69ZM96 164V162H95ZM111 164V163H110ZM135 164V163H134ZM160 164V163H159ZM172 164H176V163H172ZM210 164V163H209ZM214 164V163H213ZM217 164V163H216ZM215 164V165H216ZM43 165V163H42ZM63 165V164H62ZM72 165V164H71ZM77 165H79L77 163ZM76 165V166H77ZM84 165V164H83ZM86 165H91V164H86ZM108 165V164H106ZM112 165V164H111ZM120 165V164H119ZM153 166H155L156 164H153ZM163 164H161L162 166ZM195 165V164H193ZM2 166V165H1ZM44 166V165H43ZM61 166V165H60ZM92 166V165H91ZM116 166V165H115ZM140 166V165H139ZM153 166H152V169L149 170L147 173L151 172L154 173L153 171H155V168L153 170ZM159 166V165H157ZM166 166V165H165ZM164 166V167H165ZM170 166V165H169ZM173 166V165H171ZM177 166V165H176ZM187 166V165H186ZM218 166V165H216ZM221 166H224V165H221ZM2 167H5V166H2ZM0 167V168H2ZM25 167V166H24ZM36 167V166H35ZM73 167V166H72ZM100 167V166H99ZM122 167V166H121ZM120 167V168H121ZM129 167V166H128ZM151 168V166H149ZM192 167V166H191ZM189 167V168H191ZM195 167V166H193ZM213 168V166H211ZM31 168V167H30ZM52 168H55V167H52ZM63 168V167H62ZM126 168V167H125ZM143 168V166H142ZM149 168V169H150ZM162 168V167H161ZM169 168V167H168ZM171 168V167H170ZM169 168V169H170ZM173 168V167H172ZM172 168L170 170H172ZM188 168V166H187ZM219 168V167H218ZM226 168V167H225ZM32 169V168H31ZM39 169V168H38ZM81 169V168H80ZM84 169V168H83ZM128 169V168H127ZM130 169V167H129ZM133 169V168H132ZM159 169H160V166H159ZM178 169V168H177ZM193 169V168H191ZM190 169V170H191ZM9 170V169H8ZM34 170V169H33ZM53 170V169H52ZM74 170V169H73ZM90 170V169H89ZM105 170V169H104ZM163 170V169H162ZM169 170V171H170ZM174 170V169H173ZM180 170V168H179ZM182 170V168H181ZM189 170V169H188ZM189 170V171H190ZM216 170V169H215ZM28 171V170H27ZM59 171V170H58ZM117 171V170H116ZM136 171V170H135ZM140 171V169H139ZM138 171V172H139ZM146 171V170H145ZM177 171V170H175ZM184 171V170H183ZM219 171H220V168H219ZM218 171V172H219ZM50 172V170H49ZM56 172V171H55ZM107 172V171H106ZM121 172V171H120ZM119 172V173H120ZM157 172V171H155ZM164 173V171H162ZM178 172V171H177ZM186 172V171H185ZM192 172V170H191ZM198 172V171H196ZM209 172V171H206V173ZM213 172V170H212ZM4 173V172H3ZM97 173V172H96ZM117 173V174H119ZM131 173V171H130ZM137 173V171H136ZM151 173V174H152ZM161 173V172H160ZM161 173V174H163ZM171 172H169L170 174ZM215 173V171H214ZM222 173V172H221ZM40 174V173H39ZM45 174V173H44ZM62 174V173H61ZM66 174V173H65ZM90 174V173H89ZM95 174V173H94ZM98 174V173H97ZM139 173H137L136 175H138ZM146 174V172H145ZM156 174V173H155ZM190 174V172L188 173ZM209 174V173H207ZM220 174V173H219ZM36 175V174H35ZM80 175V174H79ZM78 175V176H79ZM86 175V174H85ZM101 175V174H100ZM124 175H127V174H124ZM131 175V174H130ZM135 175V176H136ZM154 176V174H152ZM173 175V174H172ZM187 175V174H186ZM213 177L216 176V173L215 175L212 174ZM3 176V175H2ZM16 176H18L16 174ZM21 176V174L19 175ZM23 176V174H22ZM33 176V175H32ZM37 176V175H36ZM123 176V174H122ZM134 176V175H133ZM138 176H142V175H138ZM144 176V174H143ZM149 176V175H148ZM151 176V175H150ZM149 176V177H150ZM158 173H157V177H158ZM170 176V175H169ZM205 176V175H203ZM14 177V176H13ZM24 177V176H23ZM26 177V176H25ZM54 177V176H53ZM57 177V176H56ZM63 177V176H61ZM77 177V176H76ZM120 177V176H119ZM125 177V176H124ZM149 177H148V180H149ZM161 177V176H160ZM167 177L166 176V180H167ZM195 177V175H194ZM206 177V176H205ZM212 177V176H211ZM212 177V178H213ZM217 177V176H216ZM215 177V178H216ZM3 178H6V177H3ZM16 178V177H15ZM47 178V177H46ZM46 178H44V181L46 182ZM49 178H52L49 177ZM47 178V180L49 179ZM68 178V177H67ZM131 178V177H129ZM151 178V177H150ZM169 178V177H168ZM173 178V177H172ZM177 178H179L177 176ZM204 178V177H203ZM14 179V178H12ZM132 179H134L132 177ZM135 179H137L135 177ZM147 179V177L145 178ZM170 179V178H169ZM174 179V178H173ZM181 179V178H180ZM211 179V178H210ZM17 180V179H16ZM15 180V181H16ZM26 180L28 181V179L26 178ZM39 180V179H38ZM37 180V181H38ZM41 180V179H40ZM39 180V182H40ZM54 180V179H53ZM56 180V179H55ZM54 180V181H55ZM58 180V179H57ZM61 180V179H60ZM126 180V179H125ZM124 180V181H125ZM145 182V184L147 183V181ZM158 180V179H155V181ZM165 180V179H164ZM19 181V179L17 180ZM21 181H24L21 180ZM20 181V182H21ZM43 181V180H41ZM59 181V180H58ZM90 181V179H89ZM100 181V180H99ZM119 181V180H118ZM137 181V180H135ZM135 181H132L131 182H135ZM138 181H141L138 179ZM143 181V180H142ZM153 181V180H152ZM152 181L149 183H152ZM163 181V180H162ZM161 181V182H162ZM171 181V180H170ZM179 181V180H178ZM197 181V180H196ZM201 180L199 179V182ZM211 181V180H210ZM209 181V183H210ZM19 182V184H20ZM26 182V181H25ZM24 182V184H25ZM30 182V181H29ZM27 182V183H29ZM35 182V181H34ZM51 182V180L49 181ZM56 182V181H55ZM69 182V180H68ZM87 182V180H86ZM130 182V183H131ZM159 182V180H158ZM168 182V181H167ZM173 182V181H172ZM192 182V181H191ZM194 182V181H193ZM204 182V180L202 179V183ZM9 183V182H8ZM31 183V182H30ZM29 183V184H30ZM41 183H44V182H41ZM72 183V182H71ZM69 182V184H71ZM101 183V182H100ZM128 183V182H127ZM154 183V182H153ZM163 183V182H162ZM179 183V182H178ZM216 184V182H214ZM29 184H26V185H29ZM45 184V183H44ZM57 184V183H56ZM80 184V183H79ZM82 184V183H81ZM84 184V183H83ZM144 185V183H142ZM141 184V185H142ZM157 184V183H156ZM176 186L177 184L174 183ZM181 184V183H180ZM190 184L189 187L192 185L191 183H188ZM194 184V183H193ZM197 186H200L198 183H196ZM211 184V183H210ZM255 184V183H253ZM34 185V184H33ZM43 185V184H41ZM61 185L60 183L58 185H52V186H56L55 188H57V186ZM154 185V184H153ZM172 185V184H171ZM174 185V186H175ZM195 185V184H194ZM31 186V185H29ZM38 186V185H37ZM44 186V185H43ZM47 186V185H45ZM51 186V185H50ZM63 186V185H62ZM139 186V185H138ZM136 186V187H138ZM145 186V185H144ZM155 186V185H154ZM188 186V185H187ZM196 186V185H195ZM207 186V185H206ZM215 186V185H214ZM36 187V186H35ZM61 186H59L60 188ZM147 187V186H146ZM149 187V185H148ZM153 187V186H152ZM194 187V186H192ZM192 192H193V189H195L194 192L197 193L196 191V188H192ZM201 187V186H200ZM254 187V186H253ZM256 187V186H255ZM32 188V186H31ZM34 188V186H33ZM44 188V187H43ZM50 188V187H49ZM48 188V189H49ZM53 189V187H51ZM50 188V189H51ZM72 188V186H71ZM74 188V187H73ZM72 188V189H73ZM78 188V187H77ZM76 188V189H77ZM114 188V187H113ZM118 188V187H117ZM131 188V187H130ZM259 188V187H258ZM256 188L253 192H254V196H255V204L259 207L260 211H262L263 214L260 215V218H261V224L263 226L264 224V206H259L261 204H263L264 202V197H263V194H262V191L261 189H258ZM262 188V187H261ZM5 189V188H4ZM25 189V188H24ZM27 189V188H26ZM30 189V188H29ZM37 189V188H36ZM35 189V190H36ZM39 189V188H38ZM42 189V188H41ZM67 189V188H66ZM70 189V188H69ZM75 189V188H74ZM89 189V188H88ZM128 189V188H127ZM134 189V188H133ZM143 189V187H142ZM141 189V190H142ZM152 189V188H151ZM150 189V190H151ZM153 189L155 190V188L153 187ZM162 189V188H161ZM181 189V188H180ZM183 189V188H182ZM205 189V187H203V190ZM2 190V189H1ZM34 190V191H35ZM40 190V189H39ZM54 190V189H53ZM65 190V189H64ZM63 190V191H64ZM86 190V189H85ZM91 190V189H90ZM115 190V189H114ZM113 190V191H114ZM132 190V188H131ZM140 190V189H139ZM138 190V191H139ZM149 190V189H148ZM149 190V191H150ZM185 190V189H184ZM189 190V189H188ZM200 190V189H198ZM202 188H201V191L203 192ZM206 190V189H205ZM204 190V192H205ZM24 190L22 189V192ZM25 191H28V190H25ZM62 191V192H63ZM66 191V190H65ZM92 191V190H91ZM116 191V190H115ZM125 191V190H124ZM133 191V190H132ZM145 191V190H144ZM243 191V190H242ZM241 191V192H242ZM247 191L250 193L252 192L251 189H247ZM40 192V191H39ZM36 193L34 192L36 195L38 194H41L40 193ZM45 192V191H44ZM48 192V191H47ZM88 192V191H87ZM181 192V191H179ZM191 192V193H192ZM208 192V191H207ZM237 192V191H236ZM246 193V191H244ZM2 193V192H1ZM43 193V192H42ZM52 193V192H51ZM57 195H58V192H56ZM55 193V194H56ZM89 193V192H88ZM105 193V192H104ZM134 193V192H133ZM136 193V192H135ZM146 193V192H145ZM148 193V191H147ZM159 192L157 191H152L151 193H148L150 194L151 196H156ZM178 193V192H177ZM209 193V192H208ZM45 194V193H44ZM49 194V192H48ZM54 196V192L52 193ZM60 194V193H59ZM62 194V193H61ZM60 194V196H61ZM185 194V193H184ZM190 194V193H189ZM237 194V193H236ZM236 194H233L236 195ZM240 194V193H239ZM9 194H7L8 196ZM21 195V194H20ZM26 195V194H25ZM64 195V194H62ZM83 195V193H82ZM86 195V194H85ZM88 195V194H87ZM140 195V194H139ZM170 195V194H169ZM193 195H196L193 193ZM192 195V196H193ZM198 195V194H197ZM196 195V196H197ZM200 195V193H199ZM206 195V193H205ZM204 195V196H205ZM31 196V195H30ZM34 196V194H33ZM56 196V195H55ZM101 196V195H100ZM105 196V195H104ZM143 196V195H142ZM142 196H139L142 198ZM191 196V195H189ZM203 196V197H204ZM232 196V195H231ZM241 196V195H240ZM245 196V195H244ZM3 197V196H2ZM25 197V196H24ZM32 197V196H31ZM59 197V195H58ZM78 197H81V196H78ZM77 197V198H78ZM145 197V196H144ZM169 197V196H168ZM195 196H193V199ZM202 197V196H200ZM3 198H6V199H9L10 198V195H9V198L8 197H3ZM14 198V197H13ZM12 198V199H13ZM15 198H17L15 196ZM22 197H20V201ZM28 198V196L26 197V199ZM34 198V197H33ZM36 198V197H35ZM38 199H40L39 197H37ZM43 198V195L41 197L40 200H42ZM57 198V197H56ZM55 198V199H56ZM84 198H87L84 196ZM250 198V197H249ZM1 199V198H0ZM11 199V198H10ZM9 199V200H10ZM19 199V198H18ZM31 199V198H30ZM29 199V200H30ZM68 199V198H67ZM65 199V200H67ZM150 199V198H149ZM149 199L147 201H149ZM159 199V198H158ZM157 199V200H158ZM185 199V198H183ZM182 199V200H183ZM3 200V199H2ZM5 200V199H4ZM14 200V199H13ZM16 201H19L17 199H15ZM24 200V199H23ZM28 200V199H27ZM28 200V201H29ZM44 200V199H43ZM49 201V199H46ZM45 200V202H46ZM54 200V199H52ZM74 200V199H72ZM92 200V199H91ZM120 200V199H119ZM137 200H140L137 199ZM161 200V198H160ZM159 200V201H160ZM167 200V199H166ZM200 200V198H199ZM205 200V198H204ZM228 200V199H227ZM250 200V199H249ZM253 200V199H252ZM27 201V202H28ZM34 201V199L32 200ZM35 201H37V199H35ZM68 201V200H67ZM71 201V200H70ZM207 201V200H206ZM235 201L236 203H238V205L240 207H244L245 209L246 208H249L250 207V204H249V201L246 199V198H235ZM3 202V201H2ZM25 203V201H23ZM60 202V201H59ZM77 202V201H76ZM125 202V201H124ZM121 205H123V203ZM157 202V201H156ZM166 202V201H165ZM193 202V201H192ZM195 202V201H194ZM205 202V201H204ZM23 203V204H24ZM30 203V202H29ZM73 203V202H72ZM121 203V201H120ZM119 204V206H121ZM141 203V202H140ZM147 203V202H146ZM18 204V203H17ZM21 204V203H20ZM103 204V203H102ZM125 204V203H124ZM129 204V203H128ZM145 204V202H144ZM165 204V203H164ZM225 204V203H224ZM229 204V203H228ZM2 205V204H1ZM5 205V204H4ZM2 206L4 208H9L10 206H8L7 204V207L6 205L5 206ZM11 205V204H9ZM15 205V204H14ZM19 205V204H18ZM36 205V202L35 204ZM67 205V204H66ZM66 205H63V206H66ZM155 205V204H154ZM24 206V205H23ZM29 206V205H28ZM26 206V207H28ZM39 206V205H38ZM53 206V205H52ZM58 206V205H57ZM124 206V205H123ZM143 206V205H142ZM145 206V205H144ZM143 206V207H144ZM17 207V206H16ZM35 207V206H33ZM55 207V205L53 206ZM97 207V206H95ZM141 207V206H140ZM139 207V209H140ZM238 207V206H237ZM236 207V208H237ZM11 206V208H9L10 210H13ZM20 208V206L18 207ZM16 208V209H18ZM24 208V207H23ZM22 208V209H23ZM40 208V206H39ZM44 208V206L42 207V209ZM47 208V207H46ZM60 208V207H59ZM121 208V207H120ZM124 209L126 208L123 207ZM122 208V209H123ZM150 208V207H149ZM148 208V209H149ZM2 208H0L1 210ZM142 209V208H141ZM9 210V211H10ZM19 210V209H18ZM23 210H27V209H23ZM34 210V209H33ZM37 210V209H36ZM48 210H53V209H49ZM55 210V209H54ZM97 210V208H96ZM106 210V209H105ZM121 210V209H120ZM120 210H119V213H120ZM129 210V209H128ZM151 210V209H150ZM239 210V209H238ZM3 211V210H1ZM0 211V212H1ZM6 211V209H5ZM17 211V210H16ZM15 211V212H16ZM21 211V210H20ZM19 211V213H20ZM91 211V210H90ZM122 211V210H121ZM137 211V210H136ZM140 212V210H138ZM193 211V210H192ZM225 211V209H224ZM8 212V210L6 211V213ZM13 212V211H11ZM11 212H9V214H6V215H10L12 214ZM24 212V211H23ZM34 212V211H33ZM39 213H41L40 211H38ZM88 212V211H86ZM94 212V211H92ZM5 212L3 211L2 214H4ZM14 213V212H13ZM29 213V212H28ZM35 213V212H34ZM38 213V215H39ZM43 213V212H42ZM49 212H47L48 214ZM91 213V212H90ZM155 213V211H154ZM221 213V212H220ZM237 213V212H236ZM242 213V212H241ZM14 214H17L16 216L18 217V211L17 213H14ZM23 214V213H22ZM21 214V215H22ZM30 214V213H29ZM28 214V215H29ZM37 214V213H36ZM46 214V212H45ZM85 214V212H84ZM88 214V213H87ZM95 214V213H94ZM103 214V213H102ZM126 214V213H125ZM19 214V216H21ZM23 215H26V214H23ZM22 215V217H23ZM33 215V213L31 214ZM42 215V214H41ZM117 215V214H116ZM227 215V214H226ZM27 216V215H26ZM34 216V215H33ZM47 216V215H46ZM101 216V215H100ZM105 216H106V213H105ZM126 216V215H125ZM124 216V217H125ZM231 216V214H230ZM243 216V215H242ZM245 216V215H244ZM15 217V216H13ZM12 217V218H13ZM28 217V216H27ZM104 217V216H103ZM131 217V216H130ZM145 217V216H144ZM250 217V215L248 216ZM31 218V216H30ZM72 218V217H71ZM75 218V217H74ZM80 218H84L83 217V213H82V217L80 215ZM143 218V217H142ZM152 218V217H151ZM159 218V217H158ZM157 218V219H158ZM236 218V217H235ZM234 218V219H235ZM70 219V218H69ZM67 219V220H69ZM73 219V218H72ZM71 219V220H72ZM78 219V217H77ZM76 219V220H77ZM99 218H97L98 220ZM104 219V218H103ZM120 219V218H119ZM146 219H147V216H146ZM74 220V219H73ZM75 220V221H76ZM96 220V221H97ZM101 220V218H100ZM109 220V219H108ZM112 220V219H111ZM110 220V222H111ZM123 220V219H122ZM133 220V219H132ZM131 220V221H132ZM64 221V220H63ZM66 221V219H65ZM64 221V222H65ZM112 221H115V220H112ZM118 221V219H117ZM120 221V220H119ZM159 221V220H158ZM10 222V220H9ZM13 221H11L12 223ZM18 222V221H17ZM58 222H61V221H58ZM85 222V221H84ZM128 222V221H125V223ZM130 222V220H129ZM140 222V221H139ZM18 223H21V222H18ZM24 223V222H23ZM21 223V224H23ZM57 223V222H56ZM68 223V222H67ZM116 223V222H115ZM122 223V222H121ZM123 223H124V220H123ZM158 223V222H157ZM218 223V222H217ZM246 223V222H245ZM10 224V223H9ZM28 224V223H27ZM38 224V223H37ZM118 224V223H116ZM120 224V223H119ZM128 224V223H126ZM140 224V223H139ZM12 225V224H11ZM18 225V224H16ZM32 225V224H30ZM53 229H55L54 227H58L59 225H52ZM93 225V224H92ZM122 225V224H120ZM254 224H250V226L252 227ZM21 226V225H20ZM43 226V225H42ZM54 226V227H53ZM64 226V225H63ZM75 226V225H74ZM82 226V225H79V227ZM87 226V225H86ZM126 226V225H125ZM143 226V225H142ZM148 226V225H147ZM236 226V225H235ZM7 227H8V224H7ZM16 227V226H15ZM14 227V228H15ZM19 227V226H18ZM26 227V226H25ZM28 227V226H27ZM45 227V226H44ZM49 227V226H48ZM56 227V228H57ZM76 227V226H75ZM90 227V226H88ZM128 227V226H126ZM132 227V226H131ZM130 227V229H131ZM150 227V226H149ZM212 227V226H211ZM214 227V226H213ZM32 228V227H31ZM51 228V227H50ZM51 228V229H52ZM91 228V227H90ZM123 228V226H122ZM121 227L118 228V231L119 229H122ZM151 228V227H150ZM148 228V229H150ZM219 228V226H218ZM21 229V228H19ZM26 229V228H25ZM35 229V228H34ZM46 229V228H45ZM49 229V228H48ZM59 229V228H58ZM84 229V228H82ZM81 229V231H82ZM85 229H87L85 227ZM126 229V228H125ZM139 229V228H137ZM136 229V230H137ZM141 229V227H140ZM210 229V228H209ZM211 229H214V228H211ZM247 229V228H246ZM50 230V229H49ZM79 230V229H78ZM215 230V229H214ZM220 230V229H219ZM244 230V229H243ZM73 231V230H72ZM117 231V229H116ZM115 231V232H116ZM125 231V230H124ZM211 231V230H210ZM77 232V231H75ZM106 232V231H105ZM121 232V231H120ZM68 233V232H67ZM65 232V234H67ZM114 233V232H113ZM112 233V234H113ZM119 233V232H117ZM116 233H114L115 235ZM123 234V233H121ZM206 234V233H205ZM257 234V233H256ZM255 234V235H256ZM119 235L118 237H121L120 234H117ZM1 236V235H0ZM70 236V235H69ZM116 236V235H115ZM206 236V235H205ZM226 236V235H225ZM224 236V238H225ZM254 236V235H253ZM3 236H1L0 238L2 239ZM5 237V236H4ZM54 237V236H52ZM83 237V236H82ZM88 237V236H87ZM124 237V236H123ZM126 237V235H125ZM11 238V237H10ZM85 238V236H84ZM90 238V237H89ZM109 238V237H108ZM113 238V237H112ZM129 238V236L127 237V239ZM262 238V237H261ZM260 238V239H261ZM0 239V240H1ZM6 240V238H3ZM2 239V240H3ZM28 239V237L26 238ZM83 239V238H82ZM86 239V238H85ZM107 239V238H106ZM123 239V238H122ZM125 239V238H124ZM207 239V237H206ZM226 239V238H225ZM4 240V241H5ZM8 240V238H7ZM15 240V239H13ZM80 240V239H79ZM109 240H112L109 238ZM126 240V239H125ZM129 240V239H128ZM228 240V239H227ZM4 241H3V245H4ZM28 241V240H27ZM30 241V240H29ZM108 241V240H106ZM105 241V243H106ZM127 241V240H126ZM217 241V240H216ZM8 242V241H7ZM10 242L11 240L9 241V244L8 246L10 245ZM129 242V241H128ZM12 243V242H11ZM33 243V242H32ZM208 243V242H207ZM253 243V241H252ZM7 244H5L7 246ZM13 245H15L14 243H12ZM36 244V243H35ZM228 244V243H227ZM30 245V244H29ZM33 244H31L32 246ZM229 245V244H228ZM235 245V244H234ZM238 245V244H237ZM251 245V244H250ZM6 246H0L1 248H5L3 249V251L7 250L8 252L11 251L10 249L8 250ZM34 246V245H33ZM77 246V245H76ZM208 246V245H207ZM206 246V247H207ZM214 246V245H213ZM15 247H17L15 249L16 253L19 251L18 254H15L11 253L10 257L13 255H17L19 259L18 260V264L21 262V261H24V262H21V263H26V264H51L53 263L54 261H50L51 263H48L47 260L45 258H47L50 253L47 252V250L45 251L46 253H49L48 256L44 255L45 253H43L42 250L44 249H40V247H28L26 246V242H23L19 239H17V246L15 245ZM29 249L32 251H29ZM77 249V248H76ZM127 249V248H126ZM125 249V250H126ZM202 249V248H201ZM218 249V248H217ZM227 249L230 250V246L229 248L227 247ZM13 250V249H12ZM18 250V251H17ZM133 250V248H132ZM226 251L225 249V252H228V253H232V252H229ZM264 250V249H263ZM14 251V250H13ZM97 251V250H96ZM123 251V250H122ZM130 251V250H129ZM6 252V251H5ZM6 252V255L7 253ZM200 252V251H199ZM213 252V250H212ZM215 252V251H214ZM223 252V251H222ZM221 252V253H222ZM2 253V250L0 252V255ZM4 253V252H3ZM81 253H85L86 254V258L88 257H91L93 256L92 253H87V252H81ZM97 253V252H96ZM9 254V253H8ZM131 254V253H130ZM203 254V253H202ZM224 254L223 258L226 257V253H222ZM229 254V255H230ZM261 254L264 255V253L262 252ZM134 255V254H133ZM132 255V256H133ZM217 254H215L216 256ZM228 255V254H227ZM232 255V254H231ZM236 255V254H235ZM235 255H233L235 257ZM3 256H5V254H3ZM13 256H12V259H13ZM55 257V255H53ZM51 256V257H53ZM222 256V255H221ZM2 257V256H1ZM8 258L9 260L11 258ZM50 256L48 257V259H52ZM58 257V256H57ZM157 257V256H156ZM192 257V256H191ZM197 257V256H196ZM217 257V256H216ZM228 257V256H227ZM227 257L225 258L226 261L228 260ZM230 257V256H229ZM232 258V259H235V258ZM264 257V256H263ZM5 258V257H4ZM16 258V257H15ZM124 258V257H123ZM133 258V257H131ZM153 258V257H152ZM158 258V257H157ZM156 258V259H157ZM160 258V257H159ZM165 258V257H164ZM199 257H197L198 259ZM240 258V257H239ZM11 259V260H12ZM22 259V260H21ZM54 259V258H53ZM60 259V258H59ZM59 259L57 258V260H55L54 263H58L59 262ZM63 259V258H62ZM122 259V257H121ZM162 259V258H161ZM168 259V258H167ZM219 259V257H218ZM222 259V258H221ZM257 259V258H255ZM260 259V258H259ZM3 260V259H2ZM15 260V259H14ZM26 260H28L29 262H26ZM89 260V259H88ZM118 260V259H117ZM152 260V259H151ZM155 260V259H154ZM231 260V259H230ZM229 260V261H230ZM261 260V259H260ZM6 261V258L4 259L3 262ZM13 261V260H12ZM16 261V260H15ZM20 261V262H19ZM150 261V259H149ZM159 261V260H158ZM213 261V260H212ZM225 260H223L224 262ZM225 261V262H226ZM232 262H234L235 260H231ZM238 261V260H237ZM1 262V263H3ZM11 262V261H10ZM9 262V264H10ZM63 264H64V260L62 261ZM165 262V261H164ZM203 262V261H202ZM211 262V261H210ZM217 262V261H216ZM222 262V263H223ZM257 262V261H256ZM255 262V264H256ZM6 263V262H5ZM3 263V264H5ZM20 263V264H21ZM60 263V262H59ZM160 263V262H159ZM208 263V262H207ZM214 263V262H213ZM212 263V264H213ZM239 263V262H238ZM200 264V263H199ZM205 264V262H204ZM224 264V263H223ZM227 264V263H226ZM234 264V263H232ZM236 264V263H235ZM253 264V263H252Z\"/></svg>",
    "mask_w": 264,
    "mask_h": 264
}]
</instances>
